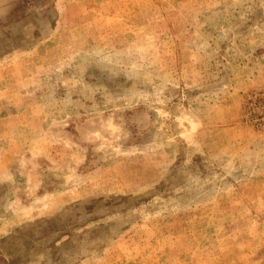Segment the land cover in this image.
Returning a JSON list of instances; mask_svg holds the SVG:
<instances>
[{"label": "rangeland", "instance_id": "obj_1", "mask_svg": "<svg viewBox=\"0 0 264 264\" xmlns=\"http://www.w3.org/2000/svg\"><path fill=\"white\" fill-rule=\"evenodd\" d=\"M0 264H264V0H0Z\"/></svg>", "mask_w": 264, "mask_h": 264}]
</instances>
